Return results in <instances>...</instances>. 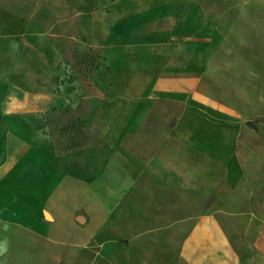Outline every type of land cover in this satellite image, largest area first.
Wrapping results in <instances>:
<instances>
[{"label":"rangeland","instance_id":"rangeland-1","mask_svg":"<svg viewBox=\"0 0 264 264\" xmlns=\"http://www.w3.org/2000/svg\"><path fill=\"white\" fill-rule=\"evenodd\" d=\"M67 1L0 0L52 33L73 82L72 103L43 116L48 161L28 159L0 192L7 264H188L202 214L235 264H264V0H156L164 10L132 31H158L171 54L141 52L128 84L125 42L78 51Z\"/></svg>","mask_w":264,"mask_h":264},{"label":"crops","instance_id":"crops-1","mask_svg":"<svg viewBox=\"0 0 264 264\" xmlns=\"http://www.w3.org/2000/svg\"><path fill=\"white\" fill-rule=\"evenodd\" d=\"M67 3L79 14L74 37L78 51L105 46L112 38L125 42L120 45L130 71L126 84L136 72L135 57H140L141 52L150 51L152 55L156 49L162 56L166 52L171 54L168 43L151 39L152 32L158 31L137 34L132 31L135 26L138 29L145 25L144 20L158 17L166 6L164 3L156 0H68ZM68 71L65 55L52 33L29 19L0 11V192L28 159L33 158V163L48 161L51 150L43 116L66 100L72 103L64 91L73 82H61ZM173 84L168 78L158 77L155 82L158 89ZM119 96L122 97V91ZM118 99L105 120L107 132L111 130L110 122L116 121L113 111L117 109ZM1 212L0 247L5 250L0 254V264H7L12 224L8 209ZM44 215L51 218L49 212L45 211ZM180 257L188 264H235L228 237L212 214L195 219L182 242Z\"/></svg>","mask_w":264,"mask_h":264},{"label":"clouds","instance_id":"clouds-1","mask_svg":"<svg viewBox=\"0 0 264 264\" xmlns=\"http://www.w3.org/2000/svg\"><path fill=\"white\" fill-rule=\"evenodd\" d=\"M5 249L0 247V254H2V252L4 251Z\"/></svg>","mask_w":264,"mask_h":264},{"label":"water","instance_id":"water-1","mask_svg":"<svg viewBox=\"0 0 264 264\" xmlns=\"http://www.w3.org/2000/svg\"><path fill=\"white\" fill-rule=\"evenodd\" d=\"M48 216V215H47ZM49 217V216H48Z\"/></svg>","mask_w":264,"mask_h":264}]
</instances>
